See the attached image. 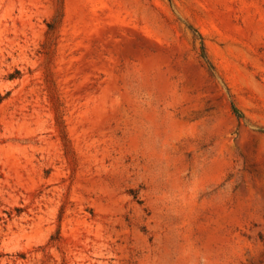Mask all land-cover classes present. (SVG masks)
<instances>
[{"label": "rangeland", "instance_id": "1", "mask_svg": "<svg viewBox=\"0 0 264 264\" xmlns=\"http://www.w3.org/2000/svg\"><path fill=\"white\" fill-rule=\"evenodd\" d=\"M260 127L264 0H0V264H264Z\"/></svg>", "mask_w": 264, "mask_h": 264}, {"label": "bare ground", "instance_id": "2", "mask_svg": "<svg viewBox=\"0 0 264 264\" xmlns=\"http://www.w3.org/2000/svg\"><path fill=\"white\" fill-rule=\"evenodd\" d=\"M151 120H152V123L154 124L156 130L158 131V135L160 136L162 131L160 129L161 122H160L159 117H157V115L154 114L151 116Z\"/></svg>", "mask_w": 264, "mask_h": 264}, {"label": "trees", "instance_id": "3", "mask_svg": "<svg viewBox=\"0 0 264 264\" xmlns=\"http://www.w3.org/2000/svg\"><path fill=\"white\" fill-rule=\"evenodd\" d=\"M202 51H203V56H205L204 45H202ZM234 112L236 113L237 116L242 117V113H241V111L238 108L234 107ZM259 130L264 132V127H260Z\"/></svg>", "mask_w": 264, "mask_h": 264}]
</instances>
